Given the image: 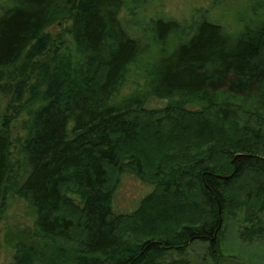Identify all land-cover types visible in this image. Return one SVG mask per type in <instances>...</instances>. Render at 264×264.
<instances>
[{
  "label": "trees",
  "instance_id": "trees-1",
  "mask_svg": "<svg viewBox=\"0 0 264 264\" xmlns=\"http://www.w3.org/2000/svg\"><path fill=\"white\" fill-rule=\"evenodd\" d=\"M249 1L234 33L200 15L191 24L152 18L135 35L120 18L124 0H70L66 38L44 30L57 0H12L0 14V69L27 49L34 80L22 75L0 109V213L12 196L27 201L37 243H17L8 264H180L171 252L199 241L215 263L225 217L238 208L249 225L240 237L262 232L264 0ZM151 45L161 56L145 82L117 100ZM144 135L162 147L156 164L137 146L119 150ZM125 173L152 189L116 212Z\"/></svg>",
  "mask_w": 264,
  "mask_h": 264
},
{
  "label": "rangeland",
  "instance_id": "rangeland-1",
  "mask_svg": "<svg viewBox=\"0 0 264 264\" xmlns=\"http://www.w3.org/2000/svg\"><path fill=\"white\" fill-rule=\"evenodd\" d=\"M58 14L54 20L44 29L52 37L60 35L67 38L66 30L70 25L69 20H63L66 13L68 1L57 0ZM125 5L120 12L122 22L135 34L139 35L143 26L152 18L162 17L175 19L185 24H191L198 16L216 21L226 27L230 33H234L243 27V22L251 16L254 1L249 0H124ZM12 4V0H0V14ZM260 11V9H257ZM24 50L17 62L13 65L0 69V109L7 111L10 102L16 95L22 75L28 81L34 80L32 74L24 71L26 66ZM161 56L159 47L151 45L149 49L131 64L124 75V79L118 88L116 99L120 100L131 92H136L145 82L149 68ZM14 73V77L10 75ZM27 100V95L25 96ZM166 100H153L148 103L149 107H160ZM39 101L28 106H35ZM195 104L187 107L193 108ZM26 112L18 115V120L25 119ZM14 132L22 134L17 129L18 124L14 123ZM130 142L128 146L121 145L119 150L129 151L138 147L144 152L148 164H156L162 153L155 147L152 138L145 136L137 141ZM135 144V145H134ZM113 168H107L108 179L110 180L115 172ZM152 186L142 183L133 174L125 173L117 185L114 195L113 207L116 212H131L138 205L140 199L151 191ZM242 209L235 210L234 214L228 213L225 217V224L221 232L220 249L221 256L215 263L212 262L204 242H194L184 253L171 252L170 259L181 260L180 264H264V211L257 216L261 217L262 232L254 235L251 239H242L240 232L243 227H248L243 221ZM34 211L27 201L17 196L8 199L7 207L0 213V264H8L12 261L15 248L19 242H34L30 236L33 226ZM255 224V223H254ZM258 226V225H257ZM261 228L260 231H261ZM80 233L76 232V237ZM33 240V241H32Z\"/></svg>",
  "mask_w": 264,
  "mask_h": 264
}]
</instances>
